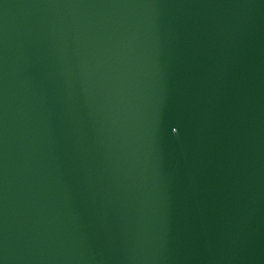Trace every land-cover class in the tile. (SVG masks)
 I'll return each instance as SVG.
<instances>
[{"label": "water", "instance_id": "obj_1", "mask_svg": "<svg viewBox=\"0 0 264 264\" xmlns=\"http://www.w3.org/2000/svg\"><path fill=\"white\" fill-rule=\"evenodd\" d=\"M0 264H264V0H0Z\"/></svg>", "mask_w": 264, "mask_h": 264}]
</instances>
